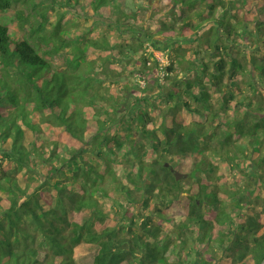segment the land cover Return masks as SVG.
<instances>
[{
	"label": "trees",
	"instance_id": "obj_1",
	"mask_svg": "<svg viewBox=\"0 0 264 264\" xmlns=\"http://www.w3.org/2000/svg\"><path fill=\"white\" fill-rule=\"evenodd\" d=\"M157 3L0 0V264L264 259V0Z\"/></svg>",
	"mask_w": 264,
	"mask_h": 264
},
{
	"label": "rangeland",
	"instance_id": "obj_2",
	"mask_svg": "<svg viewBox=\"0 0 264 264\" xmlns=\"http://www.w3.org/2000/svg\"><path fill=\"white\" fill-rule=\"evenodd\" d=\"M156 1L158 3L155 4V6H157V7L160 6L161 7V9H160L161 13H163V9L164 10L166 9V6H164L162 4V2L164 0H150V4H153V2H156ZM139 13L140 14H139L138 17L144 16V13H142V11H140ZM70 15H71L70 12H66L64 20H66L68 22V27L71 30H74L71 27V26H73V27H75V31L79 30V29H82V30H87L85 32L94 33V35H96V36L104 34L105 36H107L110 39L111 38H113V39L116 38V36H114V33L112 32V30L108 27L110 25L109 18L111 17L110 14H109V11L105 12V16H110L107 20L103 16H91V17H89L90 18L89 20H85V21L83 19H77V18H72L73 20H71V19H69ZM67 17H69V18H67ZM50 18H51L50 19L51 21H54L55 15H53ZM139 20H142V19H139ZM70 32L74 35L73 31H70ZM151 50H152L153 58H155L156 60L159 61V64H160L161 68H165L168 65V61L166 60V57H165V52H166L167 49L165 48L163 50H157V49H151ZM63 54H65V52H63L61 55H63ZM53 59L59 60L57 58H53ZM120 67H123V65H120ZM164 74H166V73L163 72L161 76H163ZM178 74H179V76H181L182 72H180V70H179ZM137 82H139L140 84L143 83L141 80H137ZM160 82H161V84H164L166 82V79H162L161 78ZM109 205H110V202H107V201L104 202L105 209H108ZM140 206L141 205H139V210H141ZM145 212H147V211L145 210L143 213H145ZM176 223H178L177 220H175V222H173V223L166 224L167 230L169 232H174L175 230H177ZM226 249H225V252H227ZM215 250L218 253L221 249H219L218 247H215ZM95 251H96V247L95 246H89L87 244L78 245L75 248V253H74L75 260H76L77 264H91L92 257L95 254ZM184 253L187 254L188 252L184 251Z\"/></svg>",
	"mask_w": 264,
	"mask_h": 264
},
{
	"label": "water",
	"instance_id": "obj_3",
	"mask_svg": "<svg viewBox=\"0 0 264 264\" xmlns=\"http://www.w3.org/2000/svg\"><path fill=\"white\" fill-rule=\"evenodd\" d=\"M164 165H165V166H168L169 163L166 162ZM170 170H171V172L173 173V175H174V177H175V180H180V179L183 178V177H187V174H183V173L179 172L178 170H175L173 167H170ZM263 263H264V259L261 261L260 264H263Z\"/></svg>",
	"mask_w": 264,
	"mask_h": 264
}]
</instances>
